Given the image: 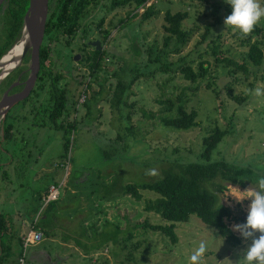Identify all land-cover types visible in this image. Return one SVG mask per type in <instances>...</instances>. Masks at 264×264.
<instances>
[{
  "label": "rangeland",
  "instance_id": "1",
  "mask_svg": "<svg viewBox=\"0 0 264 264\" xmlns=\"http://www.w3.org/2000/svg\"><path fill=\"white\" fill-rule=\"evenodd\" d=\"M96 1L97 5L92 3L93 6L90 5L86 11V37L91 39L100 36L98 22L101 21V28H106L110 34L107 39H100L108 54L103 56L101 67L94 74H90V61H87L86 65H82L83 68L71 70L70 76L65 78L70 92V111L65 117V123L76 126L67 134V156L59 157L63 153L62 135L65 129H56L50 118H27L22 121L24 131H20V136H16L18 138L11 146L13 162L5 169L10 179L7 180L6 189L0 180V212L8 211L12 229L18 227L22 219H15L11 212L23 209L22 201L31 194L32 186L37 185L35 180L43 182V187L51 183L48 182L49 176L53 177L52 182L61 180L66 171L63 165L65 161L69 166L66 184L61 187L60 199L51 202L53 210H47L49 215L53 213L54 217L58 215L61 219L64 213V216L74 217L80 203L84 202L87 208V204L96 207L88 208L90 212L98 210L95 215L90 216V222L97 227L105 219L117 223L121 229L130 228L145 218L152 223L168 224L158 214L144 210V201L157 196L153 191L141 189L140 201L129 195L117 194L116 197L105 199L100 195L112 179L119 184H142L159 178L163 168L168 165L167 160L181 157L196 160L201 137L214 126L227 130L225 140L218 146L215 156L234 164L250 166L259 176L264 175V96L254 94L257 87H264V59L262 65L249 66V72L243 73L225 63L215 62L210 54L209 43L200 42L201 34L208 24L213 37L220 34L219 44L224 54L239 61L244 60L246 46L241 45V36L233 33L223 23L229 15L223 9L225 0H150L147 5L155 2L154 8L159 13L144 21H140L138 15L143 12L142 8L135 10L138 14L133 16L132 5L112 9V0ZM260 2L264 5V0ZM165 10L188 12V18L182 26L191 35L181 54L190 53V57L194 59V69H197L199 60L209 61V73L204 79L198 78L194 82L186 80L177 71L176 64L171 66L174 71L168 73H148L147 47L155 46V51L163 47L165 32L162 24ZM121 19L125 21L121 23ZM1 26L0 21V29ZM258 26L261 33L251 37L252 40H262L264 48V20ZM0 37L3 38V33ZM89 50L90 46H87V51ZM204 50L209 52L204 54ZM200 54L203 56L200 57ZM178 56L170 52L166 61L175 62ZM137 69L140 70V77L136 79ZM119 80L125 84L131 83L124 96L126 105L121 109L112 104ZM98 82L102 85L101 88ZM229 87L237 100L228 95ZM178 94L184 95L183 102L188 111H197L196 120L199 125L187 131L174 130L159 122L164 105L161 100L175 98ZM84 100L89 101V110L84 106ZM127 113L130 114L128 119L125 118ZM51 171L53 174L47 173ZM73 178L76 183L80 182L76 184ZM115 187H118L117 183ZM233 187L243 191L256 186L228 185L220 194L222 202L230 206L233 214H247L250 201L237 203L229 193L234 191ZM73 189L76 192H72ZM28 203L29 201V207ZM30 206L29 212L33 209ZM29 212L26 219L30 221L35 218V213ZM225 221L232 230V226L237 224L230 219ZM106 228L110 231L112 225H107ZM137 229L139 228H131L133 237L119 245L108 242L105 247L98 240L101 247L97 252L103 251L105 254L96 257L97 263L92 262L91 254L85 252L84 246H79L80 252L61 246L71 252L69 255L72 257L68 256V262L56 253V248L63 244L59 241L66 237L64 233L74 235L73 239L81 245L83 243L89 247L94 243L87 237L90 234L86 230L80 236L81 227L73 223L71 230H57V241H50L46 234L38 245L29 246L25 254L26 264H107V259L108 264H189V258L201 240L208 244L204 264H239L242 250L251 243V240H244L239 232L233 230L239 236L240 243L230 245L214 227L205 224L195 214H191L187 222L175 223L178 237L176 243H172L159 231L147 229L140 233ZM122 235L120 233V240ZM6 240L8 243L9 238ZM10 247L9 259L16 255L15 246L11 244ZM37 249L43 250L36 251ZM48 255L52 256L51 262L48 261Z\"/></svg>",
  "mask_w": 264,
  "mask_h": 264
},
{
  "label": "trees",
  "instance_id": "2",
  "mask_svg": "<svg viewBox=\"0 0 264 264\" xmlns=\"http://www.w3.org/2000/svg\"><path fill=\"white\" fill-rule=\"evenodd\" d=\"M149 1L150 0H112L110 6L111 8H116L119 6L132 5L134 7L133 16L138 14L135 10L142 8L143 12L138 15L139 20L144 21L159 13V11L154 8L155 2L147 5ZM89 2L90 0H85L81 5L75 4L74 10L77 9L75 14H78L80 12L79 9H82L84 5H88ZM28 4L29 0H8L2 14L0 13V21L2 24L0 32L3 33V38L0 37V55L10 48L19 37L23 16L27 10ZM223 9L226 13L231 14V6L226 2L223 3ZM57 14L58 13L54 14L52 17L47 15L45 33L51 30V22H53L56 16V21L62 19L63 10H61L59 15ZM186 18H188V12L184 10L175 12L170 10L164 11V23L162 27L165 35L163 38V47L157 49V51L154 50L155 46L147 47L148 56L146 67H148L149 74H154L155 71L163 73L174 71V68L171 67L174 64L178 65L177 71L183 78L192 82L196 81L198 78L204 79L209 73L210 63L207 59L199 60L197 69H194L192 66L194 59L190 57V53L181 54L183 47L186 45L191 35V32L182 26ZM124 21L125 19L120 20L121 23ZM205 28V32L201 34L200 42L206 41L209 43L210 54L213 56L215 62L225 63L243 73L249 72V66L256 67L262 65L264 59L263 41L260 39L252 40L251 37L254 34L261 33V28L259 26H257L250 35L240 39L241 45L246 46V56L242 61L232 56L225 55L219 44L220 34L218 33L213 37L208 24ZM107 34L108 31L105 32L104 37H106ZM235 34L238 35L239 33ZM40 50H42V48ZM170 52L179 55L175 62L166 61ZM208 52L209 50H204L203 53L205 54ZM105 54H108L106 49L95 51L90 60V74H94L95 70L101 67ZM201 56H203V54H200V57ZM136 71L135 78L137 79L140 77V70L137 69ZM98 83L100 84V82ZM130 84L129 82L125 84L121 80L117 82L112 102L117 109H121L120 107L126 105L124 96L127 94ZM101 87L102 85L100 84V88ZM227 93L232 96L230 87ZM233 97L234 96H232V98ZM183 100V94H178L175 98L170 97L161 100V103L164 104L161 109L163 113L159 117L161 125L182 131L190 130L199 125V121L196 120L197 111L194 109L188 111L185 108ZM234 100H237V98L234 97ZM65 106H67V102L56 101L50 115V121L54 123L56 129H65L62 135L63 153L59 156L60 158H65L67 156L69 148V137L67 134L76 127L73 123L63 124V112L68 110V107ZM84 106L89 110L90 106L88 100L84 101ZM129 117V113L125 114L126 119ZM226 134L227 130L219 126H214L207 134L201 137V147L196 160L190 161L185 159V157L167 160L166 162L168 165L163 168L162 175L159 178L142 184L129 182L119 184L112 179L109 186L104 187L105 190L100 195V197L104 199L105 197H116L118 194L121 196L129 195L136 201H140L142 199L141 189L155 192L157 194L155 198L144 201V210L158 214L160 218L167 220L169 222L168 224L152 223L149 219L145 218L142 222H136L130 228L121 229L117 223L114 224L108 219H105L100 231H97L93 223L88 227L90 235L87 237L93 240L94 243L87 247L83 243L81 245L79 241L75 239L77 247L84 246L85 252L89 253L98 251L97 249L101 246L108 245V242L119 245V243H123L125 240L133 237L134 233L130 232L131 228H139L137 230H140V233L147 229L159 231L172 243H176L178 237L175 232V223L187 222L191 214L197 215L205 224L214 227L217 233L230 245H238L240 243V238L230 228V225L226 223L225 219H230L240 224L246 221L247 214H233L230 206L222 202L220 194L227 189L228 185L246 187L247 184H252V186H256L255 181L259 175L250 166L234 164L226 161L222 157L215 156L218 150L217 148L224 142ZM4 137L9 138L8 135H4ZM69 160L71 161V157ZM51 178V180L54 181L53 177ZM116 183L118 187H115ZM113 189H116V192ZM41 198L42 195L39 193L36 198V205H41ZM50 204L51 202L45 206V210H53ZM219 205L220 207L218 208ZM5 218V214L0 212V264L6 261L11 253V247L6 240L9 237V223ZM107 225H112L110 231L106 230ZM84 233L85 230L81 228L80 236ZM120 233L123 234L121 240L119 239ZM98 240L102 245L97 243Z\"/></svg>",
  "mask_w": 264,
  "mask_h": 264
},
{
  "label": "flooded vegetation",
  "instance_id": "3",
  "mask_svg": "<svg viewBox=\"0 0 264 264\" xmlns=\"http://www.w3.org/2000/svg\"><path fill=\"white\" fill-rule=\"evenodd\" d=\"M95 1L90 0L89 4L84 5L82 9L79 7L80 12L75 14L77 11V9L74 10L75 4L81 5L85 0H48L47 15L50 17L56 13L59 15L61 10L63 14L60 21H56V16L51 22L52 28L49 32L45 33L44 30L39 48V67L34 81L29 82L30 50H27L19 64L9 66V70H5L7 67L0 68L2 75L0 79V180L5 189L8 185L7 180H10L5 169L13 162L11 146L16 142L18 138L16 136H20V131H24L21 126L22 121L27 118H50L55 102L63 101L67 102L65 107H68L62 116L64 124V117H67L70 111L69 85L65 78L70 76L71 70L83 68L82 65H86L87 61L91 60L96 50L105 49L100 39H107L110 34L106 28H101V21L98 22L100 36L91 39L86 37V11L90 5L93 6L94 3L97 5ZM3 10L1 6V14ZM106 31L108 34L104 37ZM96 41L99 42V48ZM87 46H90L89 51ZM8 50L9 48L0 57ZM87 52L90 53L87 54ZM4 135H8L9 138H5ZM13 170L14 166L11 168L12 176Z\"/></svg>",
  "mask_w": 264,
  "mask_h": 264
},
{
  "label": "clouds",
  "instance_id": "4",
  "mask_svg": "<svg viewBox=\"0 0 264 264\" xmlns=\"http://www.w3.org/2000/svg\"><path fill=\"white\" fill-rule=\"evenodd\" d=\"M225 2L231 6V14L225 17L223 23L233 33H239L241 38L250 35L264 20V5L260 0H225ZM254 94L264 96V87H257ZM255 183L254 188L248 187L241 191L233 187L234 191L229 192L237 203L250 201L246 221L232 226L244 240H251L246 249L242 250L238 259L239 264H264V175L258 176ZM207 251V242L201 240L190 256L189 264H204Z\"/></svg>",
  "mask_w": 264,
  "mask_h": 264
},
{
  "label": "crops",
  "instance_id": "5",
  "mask_svg": "<svg viewBox=\"0 0 264 264\" xmlns=\"http://www.w3.org/2000/svg\"><path fill=\"white\" fill-rule=\"evenodd\" d=\"M47 173L53 174L52 171L47 172ZM51 177L49 176L48 182H52ZM87 179H88V177H87ZM73 180H74V178H73ZM35 181L37 182V185L32 186L33 188H31V194H29V196L27 198L24 197V199L22 201V204L24 206L23 207L24 210L23 209H19V210L15 209V211L11 212L14 215L13 217H15V219L16 218L22 219V220H20L21 224L18 227L12 229V225H11L10 220H9L8 211H6V210L1 211L5 214V217H6L5 219L9 223V228H8L9 240H8V243L10 245L12 244V246L13 245L15 246V253H16V255L14 257H12L10 259L8 258V260L4 261L7 264H13L14 263L15 258L17 257V255L20 252L21 238H22V236H24L26 234V232L30 228L31 224L35 225L38 230H41L43 232L44 239H45L46 234H47V237L48 238L50 237V241L54 242V241H57L59 238L57 235V230L58 231L60 229L71 230L73 223L79 224V226L82 229L87 230V233H90L88 227L91 225V223H93V222H90L91 221L90 216H91V214L95 215V213H97V211H98L96 209L97 211L90 212L89 210H87L88 208L94 209L96 207L90 206L87 204V206H88V208H87L84 202L80 203V206H79L77 212L75 213L76 216H74V217L64 216V213H63L61 215V219H60V217H58V215H56L57 217H54L55 215H53V213H51V215H49V212L47 210H45V208L40 211L41 205H36V203H35L36 198H37L39 193H41V195H43V193L46 191L49 183L48 184L44 183L46 185H44V187H43V182L39 181V179H36ZM74 182H75V180H74ZM79 182H77V183L75 182V183L78 184ZM72 192H76L75 189H73ZM11 201H12V199L9 200V202H11ZM24 201H26V202H24ZM27 201H29V203H28L29 207L27 205ZM30 205H32L33 209L31 212L35 213V218L33 220L29 221L26 218H27V212L30 211V207H31ZM22 210L25 212H22ZM31 212H29V213H31ZM57 218L59 221L61 220V222H58ZM39 220H42V222L40 223ZM75 220H77V222H74ZM103 223H104V221L101 224H99L98 227L94 223L93 224L97 228V231H100L102 229ZM106 230H108V229L106 228ZM64 234L66 235V237L63 238V241H59V242H62L63 244L59 245L60 246L59 248H56V250H57L56 253L58 254L57 256H60L62 258V260L66 259V261L69 262L68 256L72 257V255H69L71 252L68 249H65V250L62 249V247L73 248L74 250H77V251H78V247L75 243V239H73L74 235H70L67 233H64ZM33 246H36V245H33ZM105 247H107V245ZM41 250H43V249H37L36 251H41ZM46 251H48V250H46ZM78 252H80V251H78ZM48 253H49V251H48ZM87 254H91L92 262L97 263L98 258H96V257L101 256L105 253L103 251H101V252L92 251V252L87 253ZM47 257H48V261L51 262L50 260H52V258H51L52 256L48 255ZM102 260H104V258ZM108 261L109 260L107 259V262H106L107 264H108ZM63 264H64V262H63Z\"/></svg>",
  "mask_w": 264,
  "mask_h": 264
},
{
  "label": "water",
  "instance_id": "6",
  "mask_svg": "<svg viewBox=\"0 0 264 264\" xmlns=\"http://www.w3.org/2000/svg\"><path fill=\"white\" fill-rule=\"evenodd\" d=\"M8 0H0L2 9ZM48 12V0H29L27 10L23 16L20 35L16 42L9 48V50L0 57V68L15 66L19 64L27 50H30V69L29 82L35 80L36 73L39 67V48L43 38L45 23ZM97 48L99 42L96 41ZM16 49V52H12ZM2 75L0 73V79Z\"/></svg>",
  "mask_w": 264,
  "mask_h": 264
},
{
  "label": "built area",
  "instance_id": "7",
  "mask_svg": "<svg viewBox=\"0 0 264 264\" xmlns=\"http://www.w3.org/2000/svg\"><path fill=\"white\" fill-rule=\"evenodd\" d=\"M63 165L66 169L64 177L57 182H51L48 184L47 189L43 193L41 198L40 211L43 210L48 203L60 199L62 194L61 187L65 186L66 184V177L68 175L69 170L68 162L65 161ZM43 237V232L41 230H38L35 225L31 224L26 234L21 238V251L15 258L13 264H26V249L29 246L37 245L43 239Z\"/></svg>",
  "mask_w": 264,
  "mask_h": 264
},
{
  "label": "bare ground",
  "instance_id": "8",
  "mask_svg": "<svg viewBox=\"0 0 264 264\" xmlns=\"http://www.w3.org/2000/svg\"><path fill=\"white\" fill-rule=\"evenodd\" d=\"M14 52H16V49L12 52V54H13Z\"/></svg>",
  "mask_w": 264,
  "mask_h": 264
}]
</instances>
